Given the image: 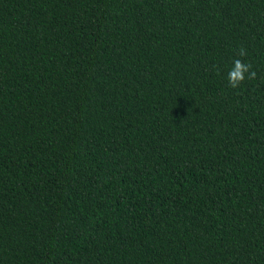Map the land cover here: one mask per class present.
I'll use <instances>...</instances> for the list:
<instances>
[{"label": "trees", "instance_id": "16d2710c", "mask_svg": "<svg viewBox=\"0 0 264 264\" xmlns=\"http://www.w3.org/2000/svg\"><path fill=\"white\" fill-rule=\"evenodd\" d=\"M0 264H264V0H0Z\"/></svg>", "mask_w": 264, "mask_h": 264}, {"label": "clouds", "instance_id": "9594fccd", "mask_svg": "<svg viewBox=\"0 0 264 264\" xmlns=\"http://www.w3.org/2000/svg\"><path fill=\"white\" fill-rule=\"evenodd\" d=\"M246 50L244 48L238 49V56H245ZM247 74V79H255L256 72L252 70V65L250 63H245L241 59H234L232 62V67L228 71L227 80L229 87L236 89L245 80Z\"/></svg>", "mask_w": 264, "mask_h": 264}]
</instances>
